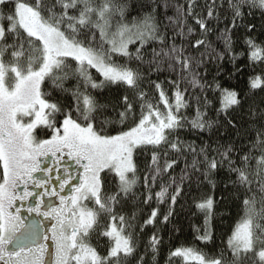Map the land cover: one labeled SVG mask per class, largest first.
<instances>
[{"label":"snow or ice","instance_id":"snow-or-ice-1","mask_svg":"<svg viewBox=\"0 0 264 264\" xmlns=\"http://www.w3.org/2000/svg\"><path fill=\"white\" fill-rule=\"evenodd\" d=\"M257 27L264 34V0H0V264H158L157 229L204 182L211 192L195 199L198 238L212 241L213 221L227 215L226 238L215 254L175 247L164 264H264V105L245 116V97L214 81L221 133L203 79L210 61L245 55L233 50L241 28L249 60L264 64V39L247 34ZM249 85L264 89V70ZM201 130L202 142L181 137ZM49 153L73 156L82 175L66 195L70 171L50 190L40 179L59 203L41 193L26 205ZM129 201L155 207L138 219L118 210ZM25 207L52 218L51 231L22 216Z\"/></svg>","mask_w":264,"mask_h":264},{"label":"trees","instance_id":"trees-1","mask_svg":"<svg viewBox=\"0 0 264 264\" xmlns=\"http://www.w3.org/2000/svg\"><path fill=\"white\" fill-rule=\"evenodd\" d=\"M181 3L184 0H180ZM197 3L201 6L204 5L205 0H197ZM161 11H163L161 9ZM174 9L169 8L168 14L172 15ZM134 14V13H130ZM191 20V17L189 18ZM259 24V17L255 21ZM223 27V24L220 25ZM244 29L241 28L237 30L234 35L236 36L234 51L240 52L243 51L245 55L239 56L233 61L230 58L228 53H225V56L222 60L210 61L207 65L208 72L204 75L203 79L208 82L209 85H213L214 81H218L222 87L226 88H234L236 89L242 97H245L244 107H243V115H247V108L249 105L258 106L264 105V89L257 88L253 90L249 85V78L254 73H259L264 70V64L255 63L253 64L249 60L248 56V48L243 39ZM248 35L257 36L259 38L264 39V34L261 33L259 27H257L254 31L248 32ZM209 39H211L216 47L223 50L222 43L216 40L215 33L210 34ZM179 42V40L177 41ZM243 66V67H241ZM164 73H161L163 75ZM71 83H75V81H71ZM113 91L109 90L105 92L103 95L105 98H111L113 96ZM207 95L210 100H212V106L210 107V118H215L221 122V133L225 132L226 121L223 115H217L215 109H218L220 106L219 90H216L213 87L207 89ZM55 97L64 99V95L59 91H56ZM162 110H163V106ZM241 109L236 110V114L230 113L233 116V119H240ZM181 114H185L182 110ZM186 114L191 116L195 114L194 107L189 105L186 110ZM228 132L234 135V132L230 128H228ZM50 130H46L44 134H50ZM208 133L204 130H201L199 133H195L192 131H183L181 132V137L183 139H192V140H200L202 142L203 139L208 137ZM228 135H224L223 139H228ZM178 171V169H177ZM217 178H226V173L221 170L217 173ZM203 180V177H201ZM220 186L217 187V195H219ZM211 192V187L206 182H204L199 188L193 186L192 190L187 192L185 198L182 201L178 202L177 210L175 216L170 220L169 223L163 225L162 228L157 229L160 231L162 235V243L160 245V252L158 255V264H164L165 260L169 259L168 253L171 249L183 246L190 245L196 247L198 249L204 250L209 254H215L221 246V238L222 236L226 238L227 232L229 231V226L232 223V220L229 216H218L213 221V226L216 230L214 239L210 242L201 241L198 238V233L196 230L197 225H203L204 216L203 213L195 206V199L204 193ZM150 207H155V204L152 203L150 205H134L129 201V203L123 207L118 209L119 211H123L125 213H131L133 210L137 211L138 219L146 218L147 213L150 211ZM166 208V205H161V209ZM219 211V209H218ZM153 231L150 226H146L145 230L141 233L142 241L141 247H143V241L147 239V236ZM171 264H199L198 261L194 262H184L177 260L176 258H172Z\"/></svg>","mask_w":264,"mask_h":264},{"label":"flooded vegetation","instance_id":"flooded-vegetation-1","mask_svg":"<svg viewBox=\"0 0 264 264\" xmlns=\"http://www.w3.org/2000/svg\"><path fill=\"white\" fill-rule=\"evenodd\" d=\"M53 157H54L53 154H48L46 156H43L41 158L40 167L34 173V175L39 180L44 179L49 184V190H50V186L52 184L58 185L60 182V178L65 177L67 175L68 172H63L62 169L69 167L71 169L70 172L72 175V180L69 182L68 186H65V188L63 190H61V192L66 195L68 193V191H70V185L78 182V177L80 175L78 174L77 169L82 168V166H80L77 163L76 159L70 158L68 156L60 155L59 158H55V157L53 158ZM65 158H70V159L67 160ZM48 169H51V171H48ZM34 183H37V181L35 180ZM28 187L30 189H33V191H32V195L29 196L24 201V203L26 205L32 204V203H39V201L41 199V197H40L41 193H43V199L46 202L51 201L53 203H59V195L54 194L52 196H49L48 192L45 191L44 185L33 184V185H29ZM41 207H44V205H41ZM26 210H28L27 207H25L22 211H20L22 216H24L27 220H32V219L43 220L45 222L43 227L47 231H49V232L51 231V227H50L51 223H49V222L54 221L52 218L43 216V214L40 212H35V211L30 212L29 210H28V212H25ZM52 243L54 245V242H52ZM45 259L47 260V256H45Z\"/></svg>","mask_w":264,"mask_h":264},{"label":"rangeland","instance_id":"rangeland-1","mask_svg":"<svg viewBox=\"0 0 264 264\" xmlns=\"http://www.w3.org/2000/svg\"><path fill=\"white\" fill-rule=\"evenodd\" d=\"M51 134V133H50ZM49 154H52V153H49ZM60 155H64V156H68V157H70V158H74L73 156H71V155H69V154H67V153H62V154H60ZM53 156L55 157V158H58L57 157V155H55V154H53ZM53 157V158H54ZM70 158H65V159H67V160H69ZM75 159V158H74ZM78 163V162H77ZM71 165V164H70ZM80 165V164H79ZM80 166H82V165H80ZM62 171L63 172H69V171H71V169L69 168V167H66V168H64V169H62ZM78 174L81 176L82 175V172H78ZM37 181V183H34V181L31 183V184H29V185H33V184H40V182H39V179H37L36 180ZM28 185V186H29ZM24 208H21V210L20 211H22ZM25 212H28V210H26ZM54 221H52V222H49V223H53ZM48 223V222H47ZM49 239H50V237H49Z\"/></svg>","mask_w":264,"mask_h":264},{"label":"water","instance_id":"water-1","mask_svg":"<svg viewBox=\"0 0 264 264\" xmlns=\"http://www.w3.org/2000/svg\"><path fill=\"white\" fill-rule=\"evenodd\" d=\"M37 219H32V221H36Z\"/></svg>","mask_w":264,"mask_h":264}]
</instances>
